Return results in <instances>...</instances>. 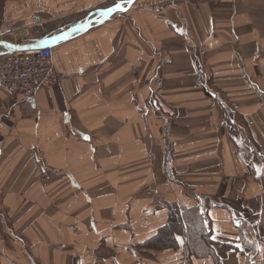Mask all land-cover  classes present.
Wrapping results in <instances>:
<instances>
[{
	"label": "crops",
	"instance_id": "crops-1",
	"mask_svg": "<svg viewBox=\"0 0 264 264\" xmlns=\"http://www.w3.org/2000/svg\"><path fill=\"white\" fill-rule=\"evenodd\" d=\"M127 2L0 0V38L52 39L61 77L0 87V264H188L183 233L149 246L172 210L212 224L222 264H264V0L100 22Z\"/></svg>",
	"mask_w": 264,
	"mask_h": 264
},
{
	"label": "built area",
	"instance_id": "built-area-1",
	"mask_svg": "<svg viewBox=\"0 0 264 264\" xmlns=\"http://www.w3.org/2000/svg\"><path fill=\"white\" fill-rule=\"evenodd\" d=\"M17 27L12 33L13 37L20 33ZM60 81L61 77L53 67L52 48L15 52L0 57V86L12 95L19 94L25 100L30 99L38 89L56 85Z\"/></svg>",
	"mask_w": 264,
	"mask_h": 264
},
{
	"label": "trees",
	"instance_id": "trees-1",
	"mask_svg": "<svg viewBox=\"0 0 264 264\" xmlns=\"http://www.w3.org/2000/svg\"><path fill=\"white\" fill-rule=\"evenodd\" d=\"M208 223V228L204 227V221L201 218L196 219L193 211L189 212L188 210L177 214L176 210H172L169 214L168 224L161 229L157 240L149 246L154 245L159 249L177 248L178 243L174 235L176 232L183 233V238L187 242H185L184 251L188 252V264H190L191 258L209 259L212 264H222L213 249L215 241L212 238V224ZM185 224H187L186 227ZM261 226L264 229V210Z\"/></svg>",
	"mask_w": 264,
	"mask_h": 264
},
{
	"label": "water",
	"instance_id": "water-1",
	"mask_svg": "<svg viewBox=\"0 0 264 264\" xmlns=\"http://www.w3.org/2000/svg\"><path fill=\"white\" fill-rule=\"evenodd\" d=\"M136 0H130V2H127L125 7L122 8L120 6V8H112L113 11L109 12V11H106L108 12L105 16H103L100 20V22H103L105 20H108L110 17H112L113 15H116V14H120V12H124L126 9L129 8V6L134 3ZM127 6V8H126ZM89 20H85L83 22H81L80 24H78V26L75 28V30H71L67 33H65L64 35L60 36V39L58 38L59 42L66 39L67 37H69L70 35H72L73 33L77 32V31H81L83 30L84 28L88 27L89 25ZM95 20H92L90 22H94ZM98 22V23H100ZM55 42H53V40H48V41H45V42H39V43H35L33 45H14L10 42H7V41H0V49H3L4 52L3 53H7V54H11L15 51L17 52H21V51H27V50H38V49H42V48H45L49 45H52L54 44Z\"/></svg>",
	"mask_w": 264,
	"mask_h": 264
},
{
	"label": "rangeland",
	"instance_id": "rangeland-1",
	"mask_svg": "<svg viewBox=\"0 0 264 264\" xmlns=\"http://www.w3.org/2000/svg\"><path fill=\"white\" fill-rule=\"evenodd\" d=\"M121 7L123 6V4H121L120 5ZM108 13V12H107ZM0 40H7V41H10V43L12 42V44H14V45H33V44H26V43H22V40H18V41H14V40H9L8 39V36H7V38L5 37V38H0ZM35 44V43H34ZM0 57H2V56H4V55H8L7 53H3L4 52V50L3 49H0ZM15 52H17V51H15ZM15 52H13V53H15ZM22 52V51H21ZM13 53H11V54H13ZM1 87V86H0ZM3 88V87H2ZM43 88V87H42ZM5 89V88H4ZM41 89V88H40ZM6 90V89H5ZM39 90V89H38ZM37 90V91H38ZM7 91V90H6ZM36 91V92H37ZM8 92V91H7ZM36 92L34 93V94H36ZM8 93H10V92H8ZM11 94V93H10ZM14 96V95H13ZM27 100V99H26Z\"/></svg>",
	"mask_w": 264,
	"mask_h": 264
},
{
	"label": "snow or ice",
	"instance_id": "snow-or-ice-1",
	"mask_svg": "<svg viewBox=\"0 0 264 264\" xmlns=\"http://www.w3.org/2000/svg\"><path fill=\"white\" fill-rule=\"evenodd\" d=\"M128 2H130V0H128ZM115 8H120V5L119 4L115 5ZM108 11L111 12V11H113V9L110 8V9H108Z\"/></svg>",
	"mask_w": 264,
	"mask_h": 264
}]
</instances>
